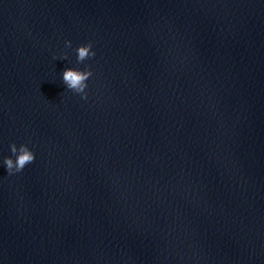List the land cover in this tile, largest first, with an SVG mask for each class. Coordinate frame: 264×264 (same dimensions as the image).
I'll list each match as a JSON object with an SVG mask.
<instances>
[{"label": "water", "instance_id": "water-1", "mask_svg": "<svg viewBox=\"0 0 264 264\" xmlns=\"http://www.w3.org/2000/svg\"><path fill=\"white\" fill-rule=\"evenodd\" d=\"M0 264H264V0H0Z\"/></svg>", "mask_w": 264, "mask_h": 264}, {"label": "clouds", "instance_id": "clouds-1", "mask_svg": "<svg viewBox=\"0 0 264 264\" xmlns=\"http://www.w3.org/2000/svg\"><path fill=\"white\" fill-rule=\"evenodd\" d=\"M71 40L65 41L66 47H71ZM77 54V62L83 63L91 57L95 56L92 42L81 43L75 48ZM67 53H64L61 58H66ZM92 76V70L89 66H85V69L67 67L62 73V82L66 85L67 89L79 94L81 99L86 100L88 93L86 91L88 87V80ZM10 151L12 156L4 157L3 163L6 167L7 174L11 175L16 172L22 171L27 164H30L35 159V153L29 148L27 144H17L13 142L10 145ZM13 156L15 159H13Z\"/></svg>", "mask_w": 264, "mask_h": 264}]
</instances>
